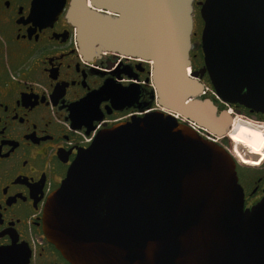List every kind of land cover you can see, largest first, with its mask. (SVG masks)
Wrapping results in <instances>:
<instances>
[{
    "label": "water",
    "instance_id": "obj_1",
    "mask_svg": "<svg viewBox=\"0 0 264 264\" xmlns=\"http://www.w3.org/2000/svg\"><path fill=\"white\" fill-rule=\"evenodd\" d=\"M36 1L41 22L64 12L65 0ZM67 19L84 56L150 62L157 104L170 115L117 125L80 152L47 205L49 240L71 264H264V197L245 209L237 162L219 142L234 115L217 104L264 113V0H72Z\"/></svg>",
    "mask_w": 264,
    "mask_h": 264
},
{
    "label": "flooded vegetation",
    "instance_id": "obj_2",
    "mask_svg": "<svg viewBox=\"0 0 264 264\" xmlns=\"http://www.w3.org/2000/svg\"><path fill=\"white\" fill-rule=\"evenodd\" d=\"M71 1L56 21L44 23L32 15L41 6L36 0H0V264H71L46 232L47 205L70 167L100 133L148 114L170 115L157 104L150 62L81 53L67 19ZM198 10L195 5L193 73L205 66ZM202 81L210 84L207 73ZM217 104L253 133L242 143L234 128V151L227 137L219 141L237 162L250 209L264 197V146L257 139L264 113Z\"/></svg>",
    "mask_w": 264,
    "mask_h": 264
},
{
    "label": "rangeland",
    "instance_id": "obj_3",
    "mask_svg": "<svg viewBox=\"0 0 264 264\" xmlns=\"http://www.w3.org/2000/svg\"><path fill=\"white\" fill-rule=\"evenodd\" d=\"M196 20H197V28H198V24H200V26H202V24H203V21H202V19H201V17H200V12H199V10L197 11V13H196ZM199 29V28H198ZM222 110V109H221ZM225 110H227L228 111V109H225ZM235 120H240L239 121V123H237L236 125H235ZM234 123V124H233ZM233 123H232V126H231V133H230V135H229V137H227V141H228V143H230V145L229 144H227L226 146H227V148H229L231 151H234V142H235V140L237 139V136H236V131H234V128H236V127H238L239 126V124H248V123H246L245 121H243V119L241 118V117H239V116H237V117H235L234 118V120H233ZM260 129L263 131V135H258L259 137H257V139L259 138V140H261L262 142H261V144L264 146V128H262V127H260ZM260 137H261V139H260ZM248 141V140H247ZM256 143H258V142H256Z\"/></svg>",
    "mask_w": 264,
    "mask_h": 264
},
{
    "label": "built area",
    "instance_id": "obj_4",
    "mask_svg": "<svg viewBox=\"0 0 264 264\" xmlns=\"http://www.w3.org/2000/svg\"><path fill=\"white\" fill-rule=\"evenodd\" d=\"M212 95L216 97L215 93L212 92ZM175 116V118L183 124H186L187 126H189L192 130H194L196 133H198L200 136H202L203 138L207 139V140H214L213 137L209 134L208 131H206L205 129L199 127L198 125H196L193 122H190L184 118H182L179 115L173 114Z\"/></svg>",
    "mask_w": 264,
    "mask_h": 264
},
{
    "label": "bare ground",
    "instance_id": "obj_5",
    "mask_svg": "<svg viewBox=\"0 0 264 264\" xmlns=\"http://www.w3.org/2000/svg\"><path fill=\"white\" fill-rule=\"evenodd\" d=\"M231 114H232V112H230ZM233 123V122H232ZM232 126V125H231ZM237 132H238V134H239V140L242 142V143H247L248 141V138L250 137V136H252V132H250L249 130H248V128H247V126H245V125H243V124H241V125H239L238 127H237ZM230 133H231V129H230V131H229V133H228V136L227 137H229V135H230ZM264 163V162H263Z\"/></svg>",
    "mask_w": 264,
    "mask_h": 264
}]
</instances>
